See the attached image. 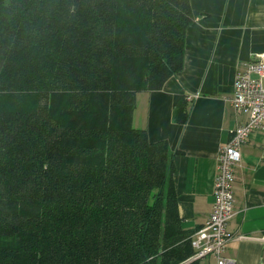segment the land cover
<instances>
[{"label":"trees","instance_id":"1","mask_svg":"<svg viewBox=\"0 0 264 264\" xmlns=\"http://www.w3.org/2000/svg\"><path fill=\"white\" fill-rule=\"evenodd\" d=\"M193 19L190 0H0V264H198L175 152L132 123Z\"/></svg>","mask_w":264,"mask_h":264},{"label":"crops","instance_id":"2","mask_svg":"<svg viewBox=\"0 0 264 264\" xmlns=\"http://www.w3.org/2000/svg\"><path fill=\"white\" fill-rule=\"evenodd\" d=\"M190 8L182 68L160 89L136 94L132 123L175 152L178 212L182 227L194 233L212 209L218 149L245 120L230 97L236 72L264 53V0H190ZM180 102L185 123L173 117ZM233 188L225 255L234 264H264V131L251 132L241 145Z\"/></svg>","mask_w":264,"mask_h":264},{"label":"built area","instance_id":"3","mask_svg":"<svg viewBox=\"0 0 264 264\" xmlns=\"http://www.w3.org/2000/svg\"><path fill=\"white\" fill-rule=\"evenodd\" d=\"M230 102L245 120L232 129L230 139L218 149L213 183V204L205 223L191 235L192 258L212 257L215 264H234L225 255L230 239L228 223L234 215L235 168L241 145L253 131H264V53H256L236 72Z\"/></svg>","mask_w":264,"mask_h":264},{"label":"rangeland","instance_id":"4","mask_svg":"<svg viewBox=\"0 0 264 264\" xmlns=\"http://www.w3.org/2000/svg\"><path fill=\"white\" fill-rule=\"evenodd\" d=\"M198 264H207V259L203 258H199L198 259Z\"/></svg>","mask_w":264,"mask_h":264}]
</instances>
